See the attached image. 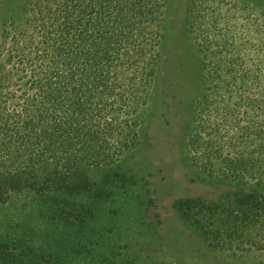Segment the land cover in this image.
<instances>
[{
    "label": "trees",
    "instance_id": "trees-1",
    "mask_svg": "<svg viewBox=\"0 0 264 264\" xmlns=\"http://www.w3.org/2000/svg\"><path fill=\"white\" fill-rule=\"evenodd\" d=\"M165 1L22 0L19 14L2 24L0 202L22 192L54 200L105 196L90 173L138 146L133 116L144 102L141 87ZM210 64L202 63L201 114L226 87L264 88V76L228 83L221 64ZM262 105L238 98L213 116L218 122L205 133L209 139L188 143L204 180L221 175L236 185L217 200L173 202L212 249L264 252V121L256 123L264 118ZM199 179L198 173L191 182Z\"/></svg>",
    "mask_w": 264,
    "mask_h": 264
},
{
    "label": "rangeland",
    "instance_id": "rangeland-1",
    "mask_svg": "<svg viewBox=\"0 0 264 264\" xmlns=\"http://www.w3.org/2000/svg\"><path fill=\"white\" fill-rule=\"evenodd\" d=\"M21 3L0 0V32ZM149 59L144 102L133 116L137 148L90 173L105 196L22 192L0 202V264H264V252L210 248L173 207L187 197L217 200L236 186L221 175L204 180L189 145L209 139L213 116L238 98L264 104L261 86H229L198 112L204 61L221 64L228 83L264 76V0H166ZM198 173L203 180L191 182Z\"/></svg>",
    "mask_w": 264,
    "mask_h": 264
}]
</instances>
